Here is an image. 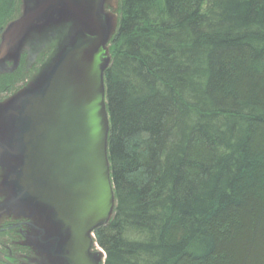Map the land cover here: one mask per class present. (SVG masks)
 Instances as JSON below:
<instances>
[{"label":"trees","instance_id":"16d2710c","mask_svg":"<svg viewBox=\"0 0 264 264\" xmlns=\"http://www.w3.org/2000/svg\"><path fill=\"white\" fill-rule=\"evenodd\" d=\"M22 5L0 0V37ZM117 12L104 264H264V0H119ZM43 61L3 67L0 96Z\"/></svg>","mask_w":264,"mask_h":264},{"label":"water","instance_id":"95a60500","mask_svg":"<svg viewBox=\"0 0 264 264\" xmlns=\"http://www.w3.org/2000/svg\"><path fill=\"white\" fill-rule=\"evenodd\" d=\"M107 6L104 0H23L0 37V70L9 63L14 69L25 52L33 63L43 59L53 27L67 17L75 21L73 35L0 108V138L6 127L12 135L0 139L12 142L0 145V174L5 169L11 186L10 210L29 220L27 244L38 255L33 264L106 260L94 232L114 217L117 205L107 156L105 71L118 17L110 21Z\"/></svg>","mask_w":264,"mask_h":264},{"label":"flooded vegetation","instance_id":"af4514ba","mask_svg":"<svg viewBox=\"0 0 264 264\" xmlns=\"http://www.w3.org/2000/svg\"><path fill=\"white\" fill-rule=\"evenodd\" d=\"M8 94L4 91L0 100L5 99L4 97ZM4 129L7 130L8 127ZM7 131L9 134L10 131ZM8 134L6 132V135L0 138L1 141L8 137ZM11 144V140L0 143L1 146ZM7 162L11 163V160ZM6 173L4 169L0 174L4 179L0 181V264H33V259L38 255L27 244L31 234L28 226L29 220L18 218V213L9 208L11 202L8 193L11 186L5 179Z\"/></svg>","mask_w":264,"mask_h":264},{"label":"rangeland","instance_id":"374dc122","mask_svg":"<svg viewBox=\"0 0 264 264\" xmlns=\"http://www.w3.org/2000/svg\"><path fill=\"white\" fill-rule=\"evenodd\" d=\"M104 4L107 6L105 8V13L106 17L111 21L115 20L118 16V0H104ZM74 20L67 17V19L61 20L55 27H53V31L51 32L54 34V40L50 44L46 46V50L44 52L45 57H43V62L40 64L38 71L41 70V68L47 64L48 61V56L51 54L56 53V48L57 45L61 44L63 40L68 36V35H73L75 32L74 29ZM32 36V35H31ZM31 36L27 38L26 40L31 39ZM29 42V41H28ZM41 42V41H40ZM30 43V42H29ZM43 45V44H42ZM41 54V53H40ZM40 54L36 53V55L33 57L35 60ZM34 62V61H33ZM11 208V207H9ZM15 208V207H14ZM17 212V208L14 209Z\"/></svg>","mask_w":264,"mask_h":264},{"label":"bare ground","instance_id":"6f19581e","mask_svg":"<svg viewBox=\"0 0 264 264\" xmlns=\"http://www.w3.org/2000/svg\"><path fill=\"white\" fill-rule=\"evenodd\" d=\"M29 81V80H28ZM5 98V97H4ZM6 99V98H5ZM5 99H1L0 100V108H1V106H2V103L5 101ZM106 105H107V101H106ZM6 113V112H5ZM5 113H2L1 114V118L3 119L4 118V116H5ZM4 120V119H3ZM7 130H10V127H8V129ZM8 136H12L11 135V133H9L8 134ZM107 156H108V160H109V149H108V154H107ZM110 161V160H109ZM110 181L112 182V177H111V179H110ZM112 184H113V187H114V182H112ZM35 190V189H34ZM114 193H115V191H114ZM115 195H116V193H115ZM116 202H117V197H116ZM116 204V203H115ZM117 206V205H116ZM24 212L25 213H27L28 212V208H25L24 209ZM114 214H115V212H114ZM37 216H42L40 213H37ZM110 220H112V218L110 219ZM109 220V221H110ZM94 237H95V233H94ZM52 238L54 239V237L52 236ZM97 242V241H96ZM67 256V254H65L64 255V257H66ZM58 258H59V260L60 259H63V253H61V252H59V254H58ZM45 263L46 264H52V261H50V258H47L46 260H45ZM58 264V263H57Z\"/></svg>","mask_w":264,"mask_h":264}]
</instances>
